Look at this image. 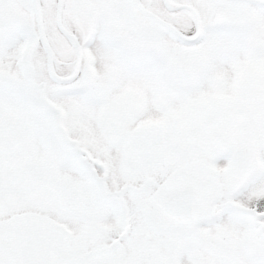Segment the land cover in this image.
Returning a JSON list of instances; mask_svg holds the SVG:
<instances>
[{
    "label": "snow or ice",
    "instance_id": "1",
    "mask_svg": "<svg viewBox=\"0 0 264 264\" xmlns=\"http://www.w3.org/2000/svg\"><path fill=\"white\" fill-rule=\"evenodd\" d=\"M0 264H264V0H0Z\"/></svg>",
    "mask_w": 264,
    "mask_h": 264
}]
</instances>
